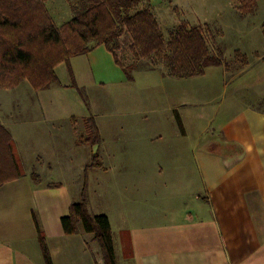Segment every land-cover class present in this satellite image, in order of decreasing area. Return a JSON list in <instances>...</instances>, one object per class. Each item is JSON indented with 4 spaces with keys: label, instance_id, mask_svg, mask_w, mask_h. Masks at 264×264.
<instances>
[{
    "label": "crops",
    "instance_id": "obj_1",
    "mask_svg": "<svg viewBox=\"0 0 264 264\" xmlns=\"http://www.w3.org/2000/svg\"><path fill=\"white\" fill-rule=\"evenodd\" d=\"M120 69L99 46L58 65L57 81L37 91L38 103L23 109L39 112L44 124L77 127L74 146L79 147L83 120L90 115L76 90L90 86L103 72L120 78ZM124 76L121 82H131ZM162 76L165 82L167 76ZM167 82L156 93L174 102L173 118H148L143 99H131L128 89L123 118L113 125L117 135L112 148L92 155L98 163L87 166L102 169L107 190L121 195L105 213L88 208L92 215L108 217L116 264H264V108L233 105L225 114L217 109L205 116L213 132L202 140L208 134L203 129L195 140L193 123L180 110L198 105L195 96L204 94V88ZM0 122L18 153L15 133L7 128L13 125L1 108ZM166 126L171 128L169 139ZM21 177L0 185V264H45L33 216L53 264H105L92 234L78 226L74 235H66L61 224L83 192L74 196L65 183H50L37 174Z\"/></svg>",
    "mask_w": 264,
    "mask_h": 264
},
{
    "label": "rangeland",
    "instance_id": "obj_2",
    "mask_svg": "<svg viewBox=\"0 0 264 264\" xmlns=\"http://www.w3.org/2000/svg\"><path fill=\"white\" fill-rule=\"evenodd\" d=\"M150 2L166 37L168 31L181 21H188L192 26L208 24L209 45L216 54L221 52L227 67H209L205 76L199 78L167 77L165 82H162L164 68H152L147 61H142L141 67L132 72L131 82L119 80L124 76L122 69L120 73L118 71L120 78L109 72H103L100 76L97 74L90 86L76 90V95L85 104V110L100 128L102 140L96 146L80 144L75 147L74 140L78 137L74 138L73 129L77 127L66 122L56 126L47 125L42 123L39 112L25 111L24 106L38 103V93L28 82H23L13 90L0 89V108L3 109V117L13 125L7 128L15 133L18 145L16 155L21 158L22 168L27 174L21 180L28 177L33 179L37 174L50 183L63 182L70 188L72 195L83 192V200L88 208L90 205L91 209L105 213L112 200L121 195L113 196L107 190L108 183L102 169L87 166L98 163L92 155L105 153L109 147L112 148L117 135L113 125L115 122L120 123L123 118L121 109L125 105L124 96L130 95L132 99L139 95L148 111V118L168 121L173 118L174 102H167L164 96L157 95L164 85L169 84L167 81L191 84L189 87L198 88L196 90L204 88V94L195 96L199 100L198 105L187 112L185 108L180 110L193 123L195 140L203 129L208 130V134H203L202 140H206L213 132L211 126L206 127L205 116L213 115L217 109L225 114L228 107L233 105L264 108V0H258L254 11L246 14L237 9L234 0H175L171 4L159 0ZM46 5L57 25L71 20L80 10L76 0H49ZM122 44L126 51L129 38H123ZM236 52L245 55L250 64L243 75H235L243 69ZM128 89L131 91L126 95ZM170 129L164 127L168 139ZM35 155H40L41 160H37ZM79 227L82 228L81 225Z\"/></svg>",
    "mask_w": 264,
    "mask_h": 264
},
{
    "label": "trees",
    "instance_id": "obj_3",
    "mask_svg": "<svg viewBox=\"0 0 264 264\" xmlns=\"http://www.w3.org/2000/svg\"><path fill=\"white\" fill-rule=\"evenodd\" d=\"M47 1L0 0L1 90H13L23 82L35 91L47 90L57 81L58 65L68 64L99 46L112 54L129 81L142 61L152 68L162 66L167 77L176 79L202 76L209 67H227L221 52L216 54L209 45L208 24L192 26L181 21L166 37L150 0H76L80 4L78 14L62 25L55 23ZM174 1L160 0L165 4ZM234 1L246 14L254 11L258 0ZM125 37L129 38L126 51L122 44ZM236 56L241 68L249 64L245 55L236 52ZM83 122L85 134L79 144L98 145L101 137L94 119L89 117ZM15 150L10 132L0 122V185L24 174ZM83 197L82 193V200L73 203L61 219L63 230L66 235H74L81 225L99 243L105 264H116L109 219L104 214L91 215ZM33 220L44 262L53 264L36 216Z\"/></svg>",
    "mask_w": 264,
    "mask_h": 264
}]
</instances>
